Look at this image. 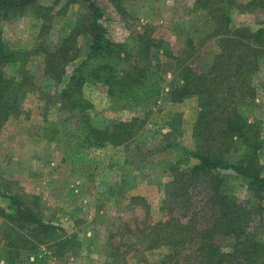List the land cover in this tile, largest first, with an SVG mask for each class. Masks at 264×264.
Returning <instances> with one entry per match:
<instances>
[{
    "label": "trees",
    "instance_id": "1",
    "mask_svg": "<svg viewBox=\"0 0 264 264\" xmlns=\"http://www.w3.org/2000/svg\"><path fill=\"white\" fill-rule=\"evenodd\" d=\"M39 1L0 0V129L22 115L24 99L36 86L27 70L34 55L44 57L49 80L61 85L68 78L59 95L60 112L68 115L66 122L75 120L87 129L84 142L90 148L121 147L133 142L159 102L179 104L194 98L199 105L192 135L194 148L171 142L160 149L181 153L171 164L173 179L166 191L164 218H154L146 198L131 197L128 208L132 212L140 210L142 220L121 221V231L109 246L112 264H129L131 259H137V264H151L140 252L162 248L168 249V254L158 264H264V237L254 228L249 201L222 190V172L230 171L263 200V126L242 110L254 103V79L264 70V21L256 29L236 27L230 0H196L210 26L206 39L215 47L208 63L201 66L163 50L162 41L146 31L124 42L112 39L103 1L122 12L124 0H64L58 14L66 15L71 6H77L85 14L84 20L49 50L45 40L53 29L54 7ZM248 6L264 9V3L259 7L256 1ZM25 12L35 15L41 25L40 42L34 52L12 50L4 38L3 24ZM82 36L90 40L89 51L67 77V67L82 56ZM159 50L170 67L168 82L165 64L157 57ZM8 67L15 68L13 77L7 75ZM88 84L106 91L113 111L128 110L133 115L111 120L105 129L95 128L88 113L93 104L84 95ZM238 141L245 152L234 160ZM192 160L198 163L191 165ZM0 183L5 190L0 189V197L8 201L6 209L0 208L5 221L0 230V256L5 264H32L31 257L42 251L44 259L61 260L80 247L76 234L45 220L35 203L10 188L12 183L3 179Z\"/></svg>",
    "mask_w": 264,
    "mask_h": 264
},
{
    "label": "rangeland",
    "instance_id": "2",
    "mask_svg": "<svg viewBox=\"0 0 264 264\" xmlns=\"http://www.w3.org/2000/svg\"><path fill=\"white\" fill-rule=\"evenodd\" d=\"M195 1L124 0L122 12L103 1L106 25L111 38L117 42L146 31L162 41L163 50L187 58L192 65L204 66L215 47L213 41L206 39L210 26ZM253 1L259 7L264 3V0H230L234 26L248 25L256 29L263 23L264 9H249ZM64 3V0L39 1V4L54 7L53 29L45 40L49 50L58 46L62 38L84 20L85 14L77 6H71L66 15L58 14ZM40 29V21L29 12L3 24L5 41L15 51L34 52L40 42ZM79 43L82 56L67 67V77L89 51L88 37L82 36ZM157 53L165 64L162 50ZM163 68L168 82L170 67L165 64ZM27 70L36 86L24 99L22 115L0 129V179L12 183L10 188L14 192L35 203L45 220L54 221L68 233L76 234L80 246L61 260L44 259V251L39 252L31 257V263L112 264L108 257L109 246L113 236L121 231V221L138 223L142 220L140 210L132 212L128 208L131 197L146 198L154 218H164L166 191L173 179L170 161L178 156L172 149L166 152L160 149L171 142L194 148L193 128L200 111L197 100L188 99L179 104L159 102L133 142L121 147L90 148L84 142L87 129L75 120L66 122L68 115L60 112L59 95L68 78H64L61 85L49 80L41 55L31 57ZM15 72L14 67L6 69L11 77ZM254 85L256 99L242 111L249 119L261 121L264 137V70L256 75ZM84 95L93 104L88 113L97 129L107 128L111 120L133 115L128 110L113 111L103 88L88 84ZM244 152L245 147L238 141L233 149L234 160ZM176 153L181 154L178 150ZM260 160L264 176V152H260ZM222 177L224 193L249 201L254 228L264 237V194L262 201L257 199L245 180L233 172H222ZM2 187L0 183L1 191L5 192ZM7 206L8 201L0 197V208ZM4 226L5 221L0 217V230ZM140 253L149 263L158 264L168 254V249ZM137 262L131 259L129 264ZM0 264H5L3 256H0Z\"/></svg>",
    "mask_w": 264,
    "mask_h": 264
},
{
    "label": "crops",
    "instance_id": "3",
    "mask_svg": "<svg viewBox=\"0 0 264 264\" xmlns=\"http://www.w3.org/2000/svg\"><path fill=\"white\" fill-rule=\"evenodd\" d=\"M174 153L173 154H176L178 157H173V158H171V163H174V162H176L179 158H180V155H179V153H176V150L175 151H173ZM193 161H196V160H192L191 161V165H195V164H197L198 162H196L195 164H192V162Z\"/></svg>",
    "mask_w": 264,
    "mask_h": 264
}]
</instances>
